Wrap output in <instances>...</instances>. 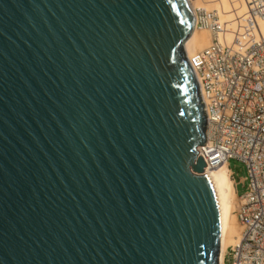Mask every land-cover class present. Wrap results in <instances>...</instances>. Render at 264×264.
<instances>
[{"label":"water","instance_id":"1","mask_svg":"<svg viewBox=\"0 0 264 264\" xmlns=\"http://www.w3.org/2000/svg\"><path fill=\"white\" fill-rule=\"evenodd\" d=\"M189 0H0V264H220Z\"/></svg>","mask_w":264,"mask_h":264},{"label":"built area","instance_id":"2","mask_svg":"<svg viewBox=\"0 0 264 264\" xmlns=\"http://www.w3.org/2000/svg\"><path fill=\"white\" fill-rule=\"evenodd\" d=\"M245 2L246 24L232 43L223 41L226 28L218 12L192 8L195 28L209 29L212 43L188 56L208 121L200 153L208 167L235 159L246 169L247 190L236 210L241 239L228 248L224 264H264V0Z\"/></svg>","mask_w":264,"mask_h":264},{"label":"bare ground","instance_id":"3","mask_svg":"<svg viewBox=\"0 0 264 264\" xmlns=\"http://www.w3.org/2000/svg\"><path fill=\"white\" fill-rule=\"evenodd\" d=\"M202 2L189 0L192 8H203L206 0ZM204 1V2H203ZM211 1V0H210ZM213 1V0H212ZM212 9L218 12L220 21L226 28V32L222 35L223 41L232 43L235 32L239 31L241 26L246 24L247 4L245 0H215ZM198 2V4H197ZM201 3V4H200ZM204 3V4H203ZM208 9V8H206ZM210 10V9H208ZM259 26L264 34V19L259 20ZM212 43V34L209 29L195 28L189 38L185 41V49L189 57L193 56L199 50L206 49ZM200 152V149H199ZM220 204L222 216V230H221V261L224 264V256L229 245L237 244L241 239L242 232L237 230V219L233 215L234 210L237 209L234 198L237 197L235 182L232 178V173L227 164H219L215 167H209ZM239 198V197H238ZM240 200V199H239ZM237 216V214H236ZM240 222V221H239ZM241 224V223H240ZM242 225V224H241ZM243 228V226H242ZM241 233V234H240Z\"/></svg>","mask_w":264,"mask_h":264},{"label":"rangeland","instance_id":"4","mask_svg":"<svg viewBox=\"0 0 264 264\" xmlns=\"http://www.w3.org/2000/svg\"><path fill=\"white\" fill-rule=\"evenodd\" d=\"M194 1H200V2H202L201 0H194ZM198 2H197V4H198ZM204 2V1H203ZM205 3V4H204ZM203 4V8H208V9H210V10H212V9H215V7H213L214 5V3H216V1L215 0H209V1H205ZM201 4V3H200ZM200 51V50H199ZM231 169L234 171V174H235V178H236V180L238 181V183H239V185H238V191H239V194H243L244 192H246V190H247V186H246V183L244 182V178H245V176H246V169H245V167L243 166V164L242 163H240L239 161H237V160H235V159H233V160H231ZM234 180V179H233ZM234 202H235V205H236V208L239 206V203H240V200H239V198L238 197H236L235 196V198H234ZM238 209V208H237ZM237 209H235L234 210V213H233V215H235V217H236V219H237V225H236V228H237V230H240L239 232H242V225L240 224V222H239V220H238V218H237V216H236V210ZM241 234V233H240ZM236 244V243H235ZM232 245H234V244H232ZM232 245H229L228 247H227V250H226V253L228 252V248L230 247V246H232ZM225 253V254H226Z\"/></svg>","mask_w":264,"mask_h":264},{"label":"crops","instance_id":"5","mask_svg":"<svg viewBox=\"0 0 264 264\" xmlns=\"http://www.w3.org/2000/svg\"><path fill=\"white\" fill-rule=\"evenodd\" d=\"M229 168H230V170H231V173H233L234 171L231 169V163H229ZM234 182H235V187H236L237 197H239V196H240L239 191H238V185H239V183H238V181L236 180V178L234 179Z\"/></svg>","mask_w":264,"mask_h":264}]
</instances>
